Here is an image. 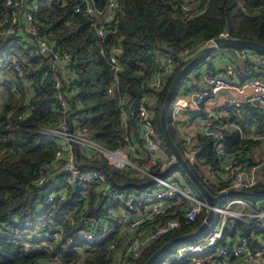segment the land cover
<instances>
[{"label": "trees", "instance_id": "1", "mask_svg": "<svg viewBox=\"0 0 264 264\" xmlns=\"http://www.w3.org/2000/svg\"><path fill=\"white\" fill-rule=\"evenodd\" d=\"M30 1L39 3L35 18L40 33L56 49L71 55L65 67V76H61L62 88L58 92L67 102L68 122L72 125L77 121L86 126L96 142L110 149L124 145L126 136L133 143L138 139L136 118L129 119L128 128L122 125L121 97L127 100L124 106L138 108L142 96H147L154 112L157 138L166 153L172 154L162 134L160 116L168 89L182 67L167 78L162 88L152 89L150 83L157 72L156 59L164 52L173 51L177 56L184 49L196 50L205 42L220 38L227 28L232 39L256 41L264 45V0H206L207 11L191 20L183 16V0H120L123 12L110 24L105 43L100 42L90 27L89 17L84 12L75 13L78 5L84 7L85 0ZM91 1L98 9H104L107 3V0ZM9 12L5 0H0V17ZM102 46L106 47L107 54L120 50L122 69L117 86L113 85L107 59L100 53ZM218 51L220 55L228 51L252 52L264 59L263 55L246 49ZM216 54V51L206 54L192 69L202 65L214 69L215 63L209 59ZM16 66L20 73L15 71ZM0 73L12 81L11 84L0 81V264H42L51 258L73 264H111L110 245L116 242L120 247L124 243V228L117 211L119 202L104 197L98 185H83L70 188L65 202L49 204L46 187L36 184L42 165L53 160L58 148L56 138L42 134L40 129L45 125L56 126L61 119L49 57L32 42L2 38ZM189 74L174 90L168 112L171 137L183 155L186 147L172 128L170 114L182 86L189 80ZM241 78L244 80L247 76ZM28 106L32 107V111L20 118ZM244 111L247 114L242 119L233 118L240 129L226 132V145L229 155L250 167L254 162L248 153L260 140L244 138L242 132L254 125L257 132L264 135V109L256 106L244 108ZM213 146L214 141L202 134L194 150L202 165L209 166L218 175L221 162ZM76 151L81 163L105 173L114 190L141 192L156 185L150 177L113 169L102 159L87 158L79 148ZM189 166L219 202L218 192L223 186L219 180L217 184L205 181L200 168L190 163ZM173 172H178L191 192L203 199L180 167ZM242 195L254 206L264 203V181L254 188L243 189ZM178 208L173 206L163 216L148 222L146 227H153L173 216ZM206 216L203 213L195 223L186 224L180 212L174 215L181 219L182 226L146 247L134 264H145L167 241L199 228ZM104 222L110 227L109 232L101 231ZM86 224H92L91 227H95L93 230L100 233L93 244H85L78 239ZM256 229L260 230V227L229 220L221 245L227 244V237L233 238L236 233L249 237ZM56 232L58 236L52 239L50 236ZM187 243L172 247L154 264H160L166 255ZM201 256H191L185 261Z\"/></svg>", "mask_w": 264, "mask_h": 264}, {"label": "built area", "instance_id": "2", "mask_svg": "<svg viewBox=\"0 0 264 264\" xmlns=\"http://www.w3.org/2000/svg\"><path fill=\"white\" fill-rule=\"evenodd\" d=\"M85 1L84 7L81 8L78 5L75 13L84 12L89 17L90 27L95 31L100 42L105 43L110 24L123 12V4L120 0H107L105 8L98 9L91 0ZM5 6L10 12L0 17V39L13 38L32 42L40 52L46 54L53 68L52 81L55 91L58 93L62 88L61 76H65V67L68 65L71 55L65 50L56 49L54 44L40 33L39 23L35 18V12L39 9L37 1L5 0ZM181 8L184 18L191 20L204 14L208 6L206 0H183ZM225 36L224 32L221 37ZM214 46L215 40L212 39L196 50L184 49L177 56L171 51L164 52L156 59L157 72L150 87L159 90L166 83L167 78L183 67L185 62L191 61L203 49ZM100 53L107 59L113 85L117 86L119 72L122 69L119 59L120 50L115 49L107 54L106 47L102 46ZM57 64L61 67L60 70L56 69L55 65ZM15 71L20 73L18 66L15 67ZM263 73L264 60L249 64L244 70V75L249 78ZM189 77L201 81L204 85V87L195 90L190 97V109L194 112L200 110L205 100L215 89L239 84L241 78L233 66L204 74H202L201 68H194L190 70ZM0 81H5L7 84L12 83L2 73H0ZM240 87L242 94L250 89L255 106L264 109V83L253 81L248 85L242 84ZM148 100L147 96H142L138 108H133L124 106L127 100L125 97H121L122 125L126 129L130 118L137 119L138 143L131 142L126 136L124 145L116 149H110L96 142L92 132L77 121L71 125L68 122L67 102L59 93L58 111L61 116L59 123L56 126L45 125L40 129L42 134L56 138L58 142L55 157L42 165L36 181L38 186L46 187L49 204L65 202L70 188L83 185H98L104 197L119 202L120 206L117 207V211H119V222L126 231V238L124 236L126 242L120 247L116 242L110 245L112 259L115 256L118 264H134L146 247L178 230L182 226V221L174 215L179 212L186 224H192L201 214L208 215L210 210L209 205L193 194L189 187L181 181L179 173L173 172L180 166L176 157L173 154H167L157 138L154 112L149 106ZM231 104L237 105L234 100L231 101ZM182 109L183 107L176 101L170 114L172 122L176 120ZM31 111L32 107L28 106L20 118ZM203 135L214 141L213 151L221 162L218 180L223 186L218 192L219 202L216 200L215 216L208 223L206 232L175 252L166 255L160 264H180L188 257L204 254L216 256L222 264H264V203L254 206L241 197L243 189H251L259 185L258 172H264V163L244 170L243 163L229 155L226 145V130L215 119L206 120ZM77 148L87 158L102 159L113 169L132 171L140 177H150L156 185L150 190L141 192L128 193L114 190L104 172L87 167L79 161ZM184 153L183 156L188 164L196 167L202 165L196 150H186ZM184 202L186 206H182ZM173 206L179 207L173 216L153 227H146L148 222L163 216ZM205 220L206 218L203 222ZM229 220L255 224L260 227V230H253L249 237L236 233L235 237L226 238V245H221ZM25 225L28 223L25 222ZM91 225L86 224L85 228L79 232L80 242L93 244L100 237V233L95 232L93 230L95 227H91ZM101 231L109 232L110 227L104 222L101 225ZM58 234V232L53 233L50 237L56 238ZM25 246L29 247L27 243ZM42 264H73V262L68 263L63 259L51 258Z\"/></svg>", "mask_w": 264, "mask_h": 264}, {"label": "crops", "instance_id": "3", "mask_svg": "<svg viewBox=\"0 0 264 264\" xmlns=\"http://www.w3.org/2000/svg\"><path fill=\"white\" fill-rule=\"evenodd\" d=\"M216 53V55L209 59L213 60L215 63V68H207L206 66L202 65L200 66L202 74L211 73L214 71L217 72L227 66H233L237 70L239 77H242L245 76L244 70L247 65L255 64L264 60L262 56L252 52L228 51L225 55H220V51L216 50ZM187 81L188 82L182 86L179 96L176 100L177 103L183 107V109L177 116L176 120L174 122L171 121V125L180 141L184 143V146L191 148L192 150L196 146L199 136L203 134L204 125L206 120L209 118L215 119L218 124L225 128L226 132L240 129L236 125V120H233V118L242 119L243 116L247 114L244 111V108L256 107L255 102L252 101V92L250 89H247L246 92L242 94L240 92V85H248L249 82L253 81H260L264 83V73L261 75H256L252 78L247 77V79L244 80L241 78L239 80V84L215 89L205 100L198 112L191 111L190 97L195 92V90L204 87V85L201 81L192 79L191 77H189V80ZM232 100H234L237 105L231 104ZM242 136L244 138L260 140V143L254 145V147L251 148L250 152L248 153L254 162L251 166L264 163V135H260L257 132L256 127L254 125H250L248 129L242 132ZM136 143H138V139L136 140ZM243 166L244 170L249 168L247 167V163H243ZM198 168H201V173L205 181H208L212 184L218 183V175L213 172L209 166L201 165V167ZM258 175L260 182H263L264 172L259 171ZM123 236L126 238V231H124ZM125 242L126 241L124 240L123 245ZM203 257H210L213 261L222 264L216 256L204 254L200 258ZM200 258H191L183 263L189 262L190 264H200ZM112 264H118V260H116L115 256L112 259Z\"/></svg>", "mask_w": 264, "mask_h": 264}, {"label": "water", "instance_id": "4", "mask_svg": "<svg viewBox=\"0 0 264 264\" xmlns=\"http://www.w3.org/2000/svg\"><path fill=\"white\" fill-rule=\"evenodd\" d=\"M225 35H226L225 37H220V38L215 39L214 47H207L203 49L199 56L194 57L190 62H188L185 66H183L180 69V71L177 73V75L175 76L174 80L172 81L168 89L167 95L165 97L164 105L162 107L161 116H160L162 134H163V137L167 145L169 146L172 154L176 157L178 165L189 176L190 180L194 183L199 193L201 194L203 200L209 205L210 207L209 213L206 217L205 222H203L199 228H197L195 231H192L184 235H180L178 237H175L167 241L146 261L145 264H154L160 256L166 254V252H168L172 247L180 243L189 242L197 238L198 236H200L202 233L206 232L208 229L207 227L208 223H210L215 216L214 208L216 207V199L209 192V190L203 185V183L197 177V175L193 172L188 162L185 160L183 154L179 151L176 144L174 143L171 137L170 131H169V127H168V116H169L168 112H169V107L171 104L174 90L178 86V83L186 76L188 72H190V70L196 64H198L201 61V59L206 54H210L211 52H215L216 50H220V49H246L249 51L257 52L264 56V45L263 44L256 42V41L232 39L229 36L228 28L225 29ZM171 52L174 53L173 51ZM55 67L57 70L61 69V67L58 64L55 65Z\"/></svg>", "mask_w": 264, "mask_h": 264}, {"label": "rangeland", "instance_id": "5", "mask_svg": "<svg viewBox=\"0 0 264 264\" xmlns=\"http://www.w3.org/2000/svg\"><path fill=\"white\" fill-rule=\"evenodd\" d=\"M186 147V146H185ZM186 150H191V148H187L186 147ZM258 158V157H257ZM201 167V166H199ZM201 169V168H200ZM199 263L200 264H219L218 262H215L212 260V258L210 257H203V258H200L199 259ZM181 264H190L189 262H186V263H181Z\"/></svg>", "mask_w": 264, "mask_h": 264}]
</instances>
